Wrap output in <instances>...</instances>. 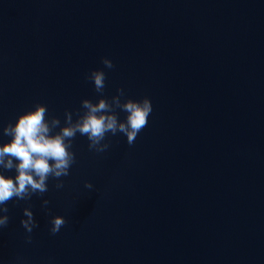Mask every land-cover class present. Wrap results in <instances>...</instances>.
I'll return each mask as SVG.
<instances>
[{"label":"water","instance_id":"obj_1","mask_svg":"<svg viewBox=\"0 0 264 264\" xmlns=\"http://www.w3.org/2000/svg\"><path fill=\"white\" fill-rule=\"evenodd\" d=\"M95 69L148 125L103 153L77 134L64 187L6 205L0 264H264V0H0V129L37 103L75 120Z\"/></svg>","mask_w":264,"mask_h":264},{"label":"clouds","instance_id":"obj_2","mask_svg":"<svg viewBox=\"0 0 264 264\" xmlns=\"http://www.w3.org/2000/svg\"><path fill=\"white\" fill-rule=\"evenodd\" d=\"M105 68L114 67L108 58H102ZM86 79L92 81L94 89L101 95L93 103L89 99L81 101L82 112H64V123L56 116H49L44 104L37 103L32 110L18 115L14 123L2 126V134L11 139L0 145V169L15 170L14 177L0 173V229L8 226L9 212L6 206L11 200L28 201L33 195L48 192L50 178L56 180L54 187H64L62 177L69 176L70 168L75 163L72 141L77 134L88 140V147L96 153L107 151L110 144L106 136L121 133L128 145L134 144L138 134L147 127L152 113L151 101L144 97L140 100L126 98L122 88H117L116 95L110 99L103 96L106 75L103 70L90 71ZM116 109L126 113L123 121L118 119ZM59 131H54L55 129ZM15 161V162H14ZM84 187L93 189V184L85 181ZM48 200H42L47 209ZM24 219L20 224L28 234L26 241L31 243V233L38 223L29 207L23 208ZM66 224L63 216L55 215L50 220V233L57 234Z\"/></svg>","mask_w":264,"mask_h":264}]
</instances>
